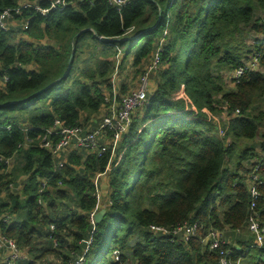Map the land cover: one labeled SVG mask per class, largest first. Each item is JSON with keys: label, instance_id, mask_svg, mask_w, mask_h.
<instances>
[{"label": "trees", "instance_id": "1", "mask_svg": "<svg viewBox=\"0 0 264 264\" xmlns=\"http://www.w3.org/2000/svg\"><path fill=\"white\" fill-rule=\"evenodd\" d=\"M49 4L0 0V13L11 10L0 27V215L9 218L0 232L23 254L12 264H220V249L203 242L211 229L231 262L264 264V235L257 246L249 229L251 215L264 228V0L35 9ZM156 54L155 87L116 149L75 148L60 166L41 146L55 122L97 127L115 73L129 65L144 73ZM255 56L263 71L228 88ZM117 92L129 93L124 84ZM255 165L263 183L252 210ZM97 175H105L101 206ZM184 222L200 227L187 243L150 230Z\"/></svg>", "mask_w": 264, "mask_h": 264}, {"label": "built area", "instance_id": "2", "mask_svg": "<svg viewBox=\"0 0 264 264\" xmlns=\"http://www.w3.org/2000/svg\"><path fill=\"white\" fill-rule=\"evenodd\" d=\"M109 3L115 6L119 11L121 8L129 3V0H108ZM50 4L48 7L43 8L40 6H35L42 15H47L51 10H56L60 8H65L69 5L70 0H49ZM23 7H29V4L24 3ZM20 10V8L15 9ZM11 10L4 11L0 13V27L7 28L6 19L11 16ZM160 63V58L158 54L155 55L151 63L146 67L142 77L141 83L138 88L131 90L125 96L119 95L116 89L117 73L112 78V84L115 87L114 95L110 103L111 105L107 107V111H103V116L101 123L97 127H84L82 125L77 126H67L61 121H56L54 127L48 131V135L44 136L41 141V146L47 149L54 158H63L67 155L69 151L77 148L79 150H85L88 152H95L99 156L106 153L109 148L112 147L114 151L117 147L121 136L128 131L131 124V114L138 107L143 106L148 98V93L150 90L149 81L153 72L157 69ZM257 68V69H255ZM260 70L262 68L259 65L258 57H254L251 60H244L243 65L236 70H234L229 78L233 84L237 83V80L244 75L247 70ZM235 81V82H234ZM240 110L236 111V116H238ZM219 133L222 134L223 130L218 127ZM49 134L52 136L50 137ZM64 160L60 163L63 166ZM260 166L255 165L251 172V205L250 209H255L257 201L261 198V192L258 189V183H263L257 177V172ZM100 176V175H98ZM96 188V197L98 204L101 203L102 193L97 179L94 180ZM100 189V190H99ZM42 191V190H41ZM94 214L92 215L93 219ZM8 216L0 215V221H8ZM93 223L94 220H93ZM199 225L197 222L190 223L184 222L178 224L172 229L164 226L151 225L150 230L155 233H161L164 235L172 236V239H181V241L187 243L192 237L197 235L199 230ZM249 229L256 236L257 246H261L263 243L264 228H261L254 215L249 218ZM221 234L217 230H210L207 237L203 240L204 244H208L210 249L216 250L220 249V264H240V261L231 262L229 257L233 253L232 250H224L221 248ZM0 249L4 250V256H1V264H12L15 261L22 258L23 254L17 247L15 241L6 239L0 232Z\"/></svg>", "mask_w": 264, "mask_h": 264}, {"label": "rangeland", "instance_id": "3", "mask_svg": "<svg viewBox=\"0 0 264 264\" xmlns=\"http://www.w3.org/2000/svg\"><path fill=\"white\" fill-rule=\"evenodd\" d=\"M251 59H253V58L251 57L248 60H251ZM255 69H257V68H255ZM142 72H143V70H142ZM142 75H143V73H141L140 69H137V68L129 65V67H127L126 69L122 70V72L118 76V79L115 82V84L117 85V88L116 89H118L117 91H119L121 89V85L122 84L125 85V87L127 88L128 92H130L131 90H134V89L138 88L139 85H140V83H141V77H142ZM226 83H227V87L228 88H234L233 87L234 85L232 84V81H231L230 78L227 79ZM149 86H150V91H152L154 89V87H155V80H154V78H152V79L150 78ZM222 117L219 116L217 118V120H221ZM258 140L259 141L261 140L260 137H259ZM80 152H83V151L78 150V153H80ZM93 153H95V152H93ZM67 155H68V153H67ZM96 179H97V183L99 185V188L101 189L103 180H105V175H100V176L97 175L96 178H95V180ZM61 186H63V185H61ZM101 205L102 204H100L99 206H101ZM1 256H4V251H2ZM43 262H44V264H51L49 258H45V260H43Z\"/></svg>", "mask_w": 264, "mask_h": 264}, {"label": "water", "instance_id": "4", "mask_svg": "<svg viewBox=\"0 0 264 264\" xmlns=\"http://www.w3.org/2000/svg\"><path fill=\"white\" fill-rule=\"evenodd\" d=\"M72 59V58H71ZM71 59H70V62L71 63ZM106 213L105 210H101L100 212H97L96 214H94L93 216V220L94 222L97 224L101 221L102 217L104 216V214Z\"/></svg>", "mask_w": 264, "mask_h": 264}, {"label": "crops", "instance_id": "5", "mask_svg": "<svg viewBox=\"0 0 264 264\" xmlns=\"http://www.w3.org/2000/svg\"><path fill=\"white\" fill-rule=\"evenodd\" d=\"M102 186H103V183H102ZM102 186H101V187H102ZM102 192H103V191H102V189H101V193H102ZM102 195H103V193H102Z\"/></svg>", "mask_w": 264, "mask_h": 264}]
</instances>
